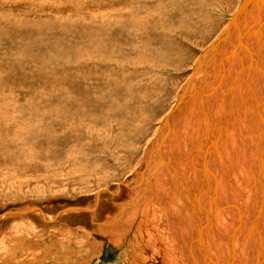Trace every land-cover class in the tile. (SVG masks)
<instances>
[{"label": "bare ground", "instance_id": "obj_1", "mask_svg": "<svg viewBox=\"0 0 264 264\" xmlns=\"http://www.w3.org/2000/svg\"><path fill=\"white\" fill-rule=\"evenodd\" d=\"M243 1L244 0H242L241 3ZM247 2L249 3L243 8L242 13H240L241 15L235 18L237 25L236 28L232 29L236 36L234 35L235 37H233L231 29L230 37L227 35V38L230 39L224 41L222 46H220L227 47V49L224 50L226 52L224 55L226 58L223 56L220 63L215 62V58L222 52L220 51V47L216 49L210 46L201 58L204 59L207 56H213L210 58L212 60L203 61L201 64V59H198L199 62L196 66L198 70L193 73V76L192 74L190 75L191 79L188 89L181 94L170 113L165 116V121L162 125L164 133L160 136H155V140L156 137L157 140L163 138L161 142L159 140V142L155 143L158 145L148 152V156L145 160L146 165L142 167L139 177L136 178V184L132 187L136 188L135 194L130 197V201L120 208L121 214L118 215H122L123 217L126 216L128 219H131V221H134L135 217H137L136 215H138L136 219L138 226L135 227V236L129 241L131 244H126V247L123 248L120 254L121 257L118 255L114 256V258L105 256L102 260L104 263L101 262V264H107L108 261H112L115 258L117 260L114 264H236L235 257L238 258L236 259L238 260L237 264H264V120L263 128H261L260 122L258 121L260 119L256 117L257 111L259 115L262 116L264 110V108H262V104H264V39H262V42L259 44H255L256 41H260L261 39L260 34L256 33V30L261 23L264 25V0H248ZM227 3L229 4V1H226V4ZM241 3H239V7ZM198 4V7L188 6L184 9L176 8V11L174 10V12L168 15H165L163 13L164 10L159 7V15L164 16L165 19L156 18L154 14L149 17L140 15L133 24L140 30L141 28L149 29V41L151 43L156 42L153 46L159 48V55L155 57L156 64H154V60H151L152 56L149 57V55H147L152 48L148 45H144L139 50H135L138 54L145 57L146 60L145 58L143 59V57H137L140 61H135L142 63L146 67H159L162 72H164L167 67L180 69L181 65L187 60V57L181 55L183 52H181L178 45H173L171 42L167 44L166 41H162L165 36L167 37V33L169 35L176 31L175 29L178 28V24L181 27L178 28V30L182 31V33L187 32V37H191L189 27L194 25H192L190 17L192 15L194 18V10L198 9V16H202L205 9H207V11L209 10L210 13L212 12V6H210L211 4H207V0H200ZM218 8L220 9V5ZM236 11L237 7L234 12L236 13ZM156 15H158V13ZM105 17L106 16L102 18L105 20ZM119 17L121 16L117 14L118 19H114L117 25L124 20L118 21ZM204 17L209 21L206 24L207 28H210V26L212 27L214 24V20L211 18L212 16L206 13ZM94 18L96 20V16ZM102 18H100V20ZM200 18L203 19L202 17ZM160 19H163V21H160ZM108 20L109 17H106L103 23H101L102 21L100 22L103 25L100 27L101 32L97 29L99 26L96 28V31L100 32V34L96 33V35L98 34L97 36H92L90 33L92 31H90L91 28L89 27V30L87 28L84 31H82L83 29L80 30L84 34L82 33L78 40L77 38L76 40L71 39L74 43L69 39L71 44L69 45L70 52H68L72 56L70 58H74L77 65L73 62L71 63V61V64H68L69 61L65 60L67 56L64 58L66 62L64 63V61H62L60 65V67L65 70L63 74H59L61 71L58 73L55 72L57 66L56 61L58 60L54 61L53 71L48 70L47 82L50 88L48 96L50 99L52 128L53 130H58L60 126H64L69 130L70 126H72L71 119L76 120L77 118L81 121L84 118H90V113L94 112L93 114H96L95 110H100L99 107H96L98 110L95 109V106H100L105 112V117L108 118L106 124L110 125L112 130L116 129L118 131L116 135L118 140L114 142L120 144L121 148H123V146L127 148L128 144L132 146L135 140L139 139L140 135L138 133V128L140 125H142V123L145 124L155 115L154 113L156 110L151 106L155 101L158 103L157 106L159 105L163 98V93H165L166 86L163 84L164 79L158 75L159 73H153V76L151 75L152 73L148 75L150 71H147V68H145L147 72H143L141 69L142 72H140V74L137 73L140 76L142 73L143 77H134V80L138 82L136 88L133 86L135 82L125 87L126 84H124V80H122L123 77L129 79L130 76L133 77L134 74L136 76V68L138 67L139 69V67L143 66L134 63V59L133 63L129 62L128 56L126 57L128 59L120 57V55L123 57L124 54L127 55L123 50L129 45H133L130 44V41V43L123 41L121 39L122 35L120 37L121 32H124V29L127 28V24L125 23L126 25L124 24L122 28H117L118 30H115V28L109 31L112 25L109 26ZM175 20L177 24L174 23ZM116 23L114 22V24ZM229 23L230 21H228L226 25L228 26ZM239 25L242 26L244 29L243 31L240 27L237 29ZM114 26H112V28ZM68 27L71 28L72 25ZM61 29H63V27ZM25 30L27 29L25 28ZM194 30L195 29H193V31ZM205 30L204 28V31ZM64 31L62 32L64 33ZM68 31L71 32V30ZM33 32L35 33V31ZM70 32L68 33L71 35ZM128 32L127 34L132 35L130 31ZM127 34L126 36H128ZM64 35L62 34L63 37H65ZM78 35L79 34H77L76 37H78ZM250 36L251 39L254 36V41H252V39L249 42L248 39ZM42 37L44 38V36ZM91 38H94V42H92ZM136 38L138 37H135V39ZM133 40L134 37H132L131 41ZM233 47H237V50L233 49ZM66 49L68 50V47ZM237 51L239 53L235 55ZM7 52L12 53L9 51ZM17 53V56L14 53V57L16 56L18 59H21V61H32V59L36 58L34 55L27 56V54H19L18 51ZM3 56L6 57L5 55ZM70 58L68 57V59ZM55 59L53 58V60ZM85 61H88L85 65L91 63L87 71L83 68V63ZM106 61L108 62V66L104 68ZM41 62L40 65H43ZM205 63L209 65H207V73L209 72L208 70L214 67L211 75L213 81L212 79H207L206 83H204V86H207L208 83L211 82L210 85H208L209 89L206 90L205 96H200L203 93H199L190 100V94H192L193 91V89L190 88L194 87V83L197 84L200 82L194 79H197L195 77L199 76L200 72L204 70L202 65H205ZM112 64H116L117 68H115L118 71L112 72L113 69L110 75L114 76L112 77L114 80L122 81L124 85L121 84V82H111L109 79L105 78L100 83H98L100 79L94 81V78L99 76L100 71H103V75L105 74L104 72L110 71L109 69ZM32 66H34V64ZM14 69L15 68H13V70ZM154 70H151V72ZM27 72L29 73V71ZM203 72L205 73V70ZM23 74H25V72ZM209 74L210 72L207 75ZM217 81L218 83H216ZM127 82L130 83V80ZM194 89L196 90V88ZM34 90L37 92V95L41 97L39 99L42 100L41 92H45L48 89L37 86V88L34 87ZM199 91H202V88H200ZM31 94L34 96L33 92ZM33 99L34 98L29 97L28 101H32ZM118 100L124 101L123 107L119 106ZM198 102H200L202 106L201 119L196 115V110H198L200 106ZM178 103H180L179 107H177ZM25 106L29 108L31 105ZM248 106H250V108ZM41 107H43V105L35 104V106L30 107V109L39 113ZM174 108H176V111L173 113L172 110ZM230 113L237 118V125L236 123L232 125V131L230 124H227L224 128L222 124L225 121L226 115L228 118ZM39 116L41 118V115ZM92 117H94V115ZM254 117L257 119H253ZM97 118H99L98 115ZM214 118L217 119V121H215ZM120 123H123V125ZM244 124L248 127H243ZM111 127L109 128L111 129ZM121 129L122 132H120ZM26 130H28V128ZM41 130H43V127ZM238 131H240V135ZM37 133L40 132L37 131ZM27 138L23 137L24 142L34 145V142ZM3 139H5L4 135L0 134V143ZM19 139L20 138H18V141ZM125 140L128 141V144H125ZM37 141L38 140H36V143ZM82 142L83 141L80 143ZM69 148L75 152V155H72L75 157V160L70 156H66V159L62 158V160L58 162V165L62 164L63 166L66 162H74L72 165L74 169L79 168L81 171L86 169L84 161L87 160L86 157L89 153L79 149L77 146ZM121 148L119 151H122ZM22 150L21 152L19 151V154H22ZM29 150L31 149L29 148ZM31 156L32 158L30 159L33 160V155ZM112 156L115 157L114 154L111 155V157ZM162 158L164 162L170 166L168 168L170 175L167 173L165 174L166 169L163 167V164L161 167L157 166L163 161ZM25 159L26 158H24V160ZM153 161L156 164L155 166H157L155 168H152L154 167ZM11 162V160L1 158L0 156L1 169L12 166ZM16 162L28 169H35L36 171L41 169L35 162H29L33 163L31 165L23 164L24 161L20 159L19 161L17 159ZM12 167L8 172H14L15 169ZM21 173H23V171H21ZM116 193L117 192H115V194ZM98 197H100V194ZM67 210L92 211L87 207H70ZM8 212L12 213L13 211ZM45 217L49 219L46 214ZM116 218L118 219V217ZM122 218L114 220L113 222L109 220V222L107 221L103 224L107 232L108 229L110 231L112 230L110 235L113 236L115 240L118 239L117 241L121 240L122 237H131V234H128L127 230L121 229L129 225L128 220L126 219L124 221ZM50 219H53V217ZM124 232H126V234H124ZM86 235L87 237L89 235L93 236V233L91 234L88 232ZM110 239L112 240V238ZM95 247L98 249L99 245L96 244ZM118 248L121 247L118 246ZM236 250H238L239 253H237ZM122 256H125V258L123 257L124 259H122Z\"/></svg>", "mask_w": 264, "mask_h": 264}, {"label": "rangeland", "instance_id": "obj_2", "mask_svg": "<svg viewBox=\"0 0 264 264\" xmlns=\"http://www.w3.org/2000/svg\"><path fill=\"white\" fill-rule=\"evenodd\" d=\"M199 1L200 0H0V134L4 135L5 138L0 143V156L1 158L11 160L12 166H14H7L4 169L0 168V264H101V260H103L102 258L105 256L114 258V256L118 255L121 257L120 254L123 251V248L126 247V244H131L129 241L135 236V227L138 226V222L136 221L138 215H136L137 217H135L134 221H131V219H128L126 216L123 217L122 215H118L121 214L120 208L123 207L122 205H125V203L130 201V197L135 194L136 188L132 187L136 184V178L139 177L142 167L146 165L145 160L148 156V152H150L153 147L158 145L155 143L161 140H157V137L155 140V136H160L164 133L162 125L165 121V116L170 113L181 94L187 89L188 82L191 79L190 75L196 71V66L199 60L201 59V64L203 61L212 60L210 58L213 56H207L204 59L201 57L225 31L227 27L226 24L231 20L235 14L234 11L236 7L238 9L239 3H241L242 0H207V4H211L210 6H212V12L210 13L209 10L207 11V9H205L202 16H198V9L194 10V18L192 15L190 17L191 23L194 25L189 27L191 37H187V32L182 33V31L178 30V28H181L179 24L178 26L176 25L178 28L174 26L177 28L175 29L176 31L178 30L177 32L174 31L169 35L167 33V37L163 36L164 39L162 42L166 41L167 44L171 42L173 45H178L181 52H183L181 55L187 57V60H185L184 64L181 65L180 69L167 67L164 72H162L159 67L156 68V66H151L150 68V66L146 67L140 62H136L138 60L140 61L137 57H143L138 54L136 50H139L144 45H148L152 49L147 53V55H149V57L152 56L151 60H154L153 62L156 64L155 57L159 55V48L153 46L156 42L151 43L149 41V29L144 28V30L140 27V30L134 26L133 22L136 21L140 15H146L149 17L154 14L156 18L165 19L164 16L159 15V7L164 10L163 13L165 15H168L169 13L174 12V10L176 11V8L184 9L188 6L198 7ZM226 1H229V4H226ZM219 5L220 9L218 8ZM156 12L158 15H156ZM206 13H209L212 16L211 18L214 20V24L212 27L210 26V28H207L206 26L207 22H209L207 21L208 19L204 17ZM117 14L121 16L118 21L124 19L122 22L123 24L120 23L117 25L116 20H114L118 19ZM93 16H96V20ZM104 16L107 18L109 17V26L115 25L113 28L111 26L109 31L115 28V30H118L117 28H122L125 23L127 24V28L124 29V32H121L120 37L122 35L121 39L123 41H130L131 43H129L133 45H129V48L127 47L123 50V52L127 55L124 54V57L120 55V57L128 59L126 58L128 56L129 62L133 63L134 59V63L143 66L139 67V69L138 67L136 68V76L134 74V76H130L129 79L127 77H123L122 80H124L123 82L126 84L125 87L135 82L136 84L134 83L133 86L136 88L138 82L134 80V77H143L142 73L141 76L137 74H140L142 70L143 72L150 71L148 72V75L152 73V76L153 73H159L158 75L164 79L163 84L166 86L165 93H163V98L161 99L159 105L157 106L158 103L155 101L151 106L154 110H156L154 113L155 115L145 124L142 123V125L138 128V133L140 135L139 139L135 140V143L132 146H129L127 140L124 141L125 144H128L127 148H124V146L121 148L120 144H116L114 142L118 140L116 137L118 131L116 129L112 130V127L106 124L108 118L105 117V112L100 108V106H95V109H97L96 107H99L100 110H95L96 114H93L94 112L90 113V118L87 117L81 121L77 118L76 120L71 119L72 126H70L69 130L72 134L69 130H67L68 128L64 126H60L58 130H53L52 128L50 99L48 96L50 88L47 82L49 74L48 70L53 71L54 61L58 60L56 61L57 66L55 72L58 73L61 71L59 74H63L65 70L60 67L62 61H64V58L67 56L69 58L72 57L69 53V45L71 42L74 43V41L71 39L76 40L77 38L78 40L83 33L82 31L86 28L88 29L89 27L93 30L95 28L94 34L93 30L89 28L90 31H92L90 32L92 36L96 35V33L100 34V27L103 25L101 23L106 20V17L105 20L102 18ZM100 18L102 19L100 20ZM163 19H160V21H163ZM114 22L116 24H114ZM91 23L94 24L92 25ZM174 23L177 24V21L175 20ZM71 25V28L68 27ZM98 26L99 28H97ZM62 27L63 29H61ZM238 27H240L242 31L244 30L242 26H237V29ZM25 28L27 30H25ZM96 28L100 32L96 31ZM204 28L206 29L205 31ZM126 29L130 31L133 36L127 34L128 31ZM193 29L195 30L193 31ZM68 30H71V32ZM31 31H35V33H32ZM62 31H64V33ZM68 32H70L71 35ZM61 33L63 35L65 34L64 36L66 38L63 37ZM125 33L129 37L126 36ZM231 33L233 37L236 36L233 29ZM77 34H79L78 37H76ZM42 36H44V38ZM132 37H134L133 41H131ZM135 37L138 38L135 39ZM260 38V41H256L255 44L262 42L264 34L263 36L260 35ZM91 39L92 42H94V38ZM248 40L250 42L251 36ZM9 46L12 47L10 48ZM67 47L68 50L66 49ZM223 48L224 54L221 53V57L219 55L215 58V62L217 63L222 61L223 56L226 53L224 50L227 49V47ZM7 51L12 53H8ZM17 51L19 54H27V56L34 55L36 58L32 59V61H21V59L16 57L18 54ZM14 53L16 54L15 57L17 59L14 57ZM235 55H238V53ZM53 58L55 60H53ZM144 58L145 57H143V59ZM67 59L65 60L69 61L68 64L73 62L77 65L74 58ZM66 61H64V63ZM40 62L43 63V65H40ZM86 62L88 61L83 63V68L87 71L89 70L88 67L91 63L85 65ZM33 64L34 66H32ZM107 64L108 62L106 61V66L104 65V68L108 66ZM207 65V63L202 65L203 69L206 68L207 70L209 66ZM115 67L116 64H112L109 69L110 71L104 72V75L103 71H100L99 76L95 77L94 81L100 79L98 82L100 83L105 78L109 79L111 82H121V84H123L122 81H117L116 79L114 80L112 78L114 76L110 75V73L118 71L116 69L117 67ZM13 68L15 69L13 70ZM145 68H147V71ZM213 68L214 67H212V69L210 68L211 70H208L210 72V76L205 74L202 70L200 75L195 77L199 80H204L200 81L201 86H198V88H202V92L200 93L204 94L206 90L209 89L208 85H210L211 82L208 83L207 86H204V83H206L207 79H212L213 81L211 76ZM151 70H154L155 72H151ZM27 71H29V73ZM24 72L25 74H23ZM197 79L194 80L198 81ZM128 80H130V83L127 82ZM216 83H218V81ZM37 86H41L43 89H48L45 91L46 93L44 91L41 92L42 100L39 99L41 97H39L37 92L34 90V87L37 88ZM32 92L34 93V96H32ZM29 97L34 99L32 101H28ZM35 104L43 105V107L39 110V113L30 109V107L35 106ZM118 104L120 107H123L124 101L118 100ZM198 104L200 105V109L198 108V110H196V115L199 119H201L202 106L200 102H198ZM25 105L31 106L27 108ZM248 107L250 108V106ZM39 115H41V118ZM93 115L94 117H92ZM97 115L99 118H97ZM215 121H217V119H215ZM236 121V116L234 117L233 114L230 113L228 118L226 115V124L224 123V127H226L227 124H230L232 131V125H234ZM120 124L123 125V123ZM42 127L43 130H41ZM109 127H111V129ZM27 128L28 130H26ZM24 131L27 132L25 133ZM37 131L40 133H37ZM120 132H122V129ZM239 132L240 131H238V134L240 135ZM16 137L20 138L19 141ZM23 137H28L27 139L33 141L34 145L24 142ZM36 140H38L37 143ZM81 141L83 142L80 143ZM73 146H77L79 149L89 153V157L87 156V160L85 159L86 161H84L86 169L83 171L79 168L74 169L72 166L74 162H66L63 166L62 164L58 165V162L61 161L62 158L66 159V156H70L75 160V157L72 156L75 152L69 148ZM29 148L31 150H29ZM120 148L122 151H119ZM21 150L22 154H19V151L21 152ZM27 150L30 152L28 153ZM30 154L33 155V160L30 159L32 158ZM110 154H114L115 157H111ZM26 155L29 157V160ZM22 157L26 158L25 160L28 161H25ZM17 159L18 161L19 159L24 161V163L22 162L23 164L31 165L33 163L29 162H35V164L40 166L41 169L37 171L35 169H28L22 164L20 165L16 162ZM153 163L154 167L152 168L157 166L161 167L162 165L158 164L155 166L156 164L154 161ZM11 167L15 169H13L15 173L13 171L8 172ZM163 167L166 169L165 174L167 173L170 175L168 169L170 166L164 162ZM21 171H23V173H21ZM115 192L117 193L115 194ZM99 194L100 197H98ZM33 207L37 209L27 214H5L7 211H24ZM69 207H87L92 211L67 210ZM45 214L49 217V219L45 217ZM51 217H53V219H50ZM116 217H118V219ZM119 217H123L122 220L124 221L127 219L128 224L130 225L124 226L125 228H121L127 230L128 234H131V237H122V241H117L118 239L115 240L113 236L110 235L112 230L110 231L108 229V233L107 229L105 230L103 227L105 222H109V220L110 222H113L114 220L121 219ZM88 232L91 234L93 233V236L89 235L87 237L86 234ZM124 234H126V232H124ZM110 238H112V240ZM96 244L99 245L98 249L95 247ZM118 246L121 248H118ZM236 252L239 253L238 250H236ZM125 256H122V259H124ZM236 259L238 258L235 257V262L237 264L238 260ZM116 260L117 259L115 258L112 261H108L107 264H114Z\"/></svg>", "mask_w": 264, "mask_h": 264}, {"label": "water", "instance_id": "obj_3", "mask_svg": "<svg viewBox=\"0 0 264 264\" xmlns=\"http://www.w3.org/2000/svg\"><path fill=\"white\" fill-rule=\"evenodd\" d=\"M248 0H244L242 3H241V5H240V7L237 9V11H236V13L233 15V17L231 18V20H230V23H229V25L226 27V29H225V31L222 33V35L211 45L212 47H215L216 49H218L220 46H222V44L224 43V41H227L228 39H230V38H227V35H228V37H230V31H231V29L232 28H236V25H237V21H235V18L237 17V16H239V15H241L240 13H242V11H243V8L246 6V4L247 3H249V2H247ZM254 25V24H253ZM263 27H264V25L261 23L260 25H259V27H258V29L256 30L257 32L256 33H259L261 36H263V34H264V32H263ZM223 47H220V51L223 53ZM233 49H235V50H237V47H233ZM232 49V50H233ZM236 53H239L238 51L237 52H235V54ZM229 56H231L230 54H228ZM227 55V56H228ZM252 56V55H251ZM198 70V68L196 67V71ZM204 70H205V74H208L207 73V70H206V68H204ZM203 70V71H204ZM195 71V72H196ZM194 72V73H195ZM192 76H193V74H192ZM198 81H204L203 79H201V80H198ZM189 85H190V81L188 82V85H187V89H188V87H189ZM201 84H200V82L199 83H194V87L193 88H190V89H193V91H192V94H190V98L189 99H192V98H194V97H196L200 92H202V91H199V88H198V86H200ZM194 88H196V90L194 89ZM186 89V90H187ZM185 90V91H186ZM184 91V92H185ZM205 94L206 93H204L203 94V96H205ZM182 100V99H181ZM179 104L180 103H178V105H177V107H179ZM176 107V108H177ZM176 108H174L173 110H172V112L174 113L175 111H176ZM168 120H169V118H168ZM169 131V130H168ZM163 138V137H162ZM162 138H161V140H162ZM161 140H160V142H161ZM162 146V145H161ZM163 159V158H162ZM164 163V159H163V161L160 163V164H163ZM70 208V207H69ZM33 209H36L35 207H33V208H31V209H27V210H24V211H13L12 213H14V214H27V213H30ZM8 213H10V212H5V214H8Z\"/></svg>", "mask_w": 264, "mask_h": 264}, {"label": "crops", "instance_id": "obj_4", "mask_svg": "<svg viewBox=\"0 0 264 264\" xmlns=\"http://www.w3.org/2000/svg\"><path fill=\"white\" fill-rule=\"evenodd\" d=\"M253 39V40H252ZM252 41H254V36L252 37ZM247 44H248V42H247ZM262 108H264V104H262ZM259 115V112L257 111V113H256V117H258V119H260V120H258L259 122H260V127L261 128H263V120H264V110H263V113H262V116H258ZM252 118V117H251ZM253 119H257V118H253ZM225 120V119H224ZM228 121V120H227ZM224 123H225V121H224ZM224 123H222L223 124V128H224ZM226 124V123H225ZM259 126V125H258ZM243 127H245V128H247L248 126H246L245 124H244V126ZM107 262V261H106Z\"/></svg>", "mask_w": 264, "mask_h": 264}, {"label": "flooded vegetation", "instance_id": "obj_5", "mask_svg": "<svg viewBox=\"0 0 264 264\" xmlns=\"http://www.w3.org/2000/svg\"><path fill=\"white\" fill-rule=\"evenodd\" d=\"M103 258H104V257H103ZM103 258H102V259H103ZM101 262H102V260H101Z\"/></svg>", "mask_w": 264, "mask_h": 264}]
</instances>
